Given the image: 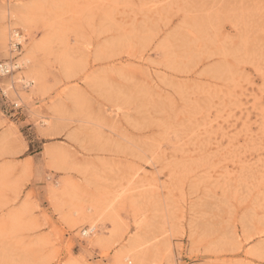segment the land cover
I'll use <instances>...</instances> for the list:
<instances>
[{
  "label": "rangeland",
  "instance_id": "rangeland-1",
  "mask_svg": "<svg viewBox=\"0 0 264 264\" xmlns=\"http://www.w3.org/2000/svg\"><path fill=\"white\" fill-rule=\"evenodd\" d=\"M5 63L0 264H264V0H0Z\"/></svg>",
  "mask_w": 264,
  "mask_h": 264
},
{
  "label": "bare ground",
  "instance_id": "bare-ground-1",
  "mask_svg": "<svg viewBox=\"0 0 264 264\" xmlns=\"http://www.w3.org/2000/svg\"><path fill=\"white\" fill-rule=\"evenodd\" d=\"M14 14V13H13ZM24 15H25V13H23V12H19V13H15L14 14V17L15 18H21V19H23V20H25L24 19ZM22 21V20H21ZM15 23V22H14ZM16 24V23H15ZM12 25V24H11ZM11 25H8V27H7V30L4 32V34H3V36L5 37V40H6V33H7V31L11 28V30H12V27H11ZM10 30V31H11ZM15 32V36L13 35H11L12 36V43H15L16 44V42L17 41H20V42H22L23 41V36H21L19 33H17V31H14ZM14 39L16 40V41H14ZM23 43V42H22ZM30 60H29V58L28 57H23V58H21V61L20 62H25V63H27V62H29ZM9 63V62H8ZM10 66V65H9ZM8 66V67H9ZM20 66V65H19ZM17 67V66H16ZM27 77V76H26ZM25 81V80H24ZM27 83H29V82H27ZM26 83V84H27ZM87 232H88V230H87Z\"/></svg>",
  "mask_w": 264,
  "mask_h": 264
},
{
  "label": "built area",
  "instance_id": "built-area-1",
  "mask_svg": "<svg viewBox=\"0 0 264 264\" xmlns=\"http://www.w3.org/2000/svg\"><path fill=\"white\" fill-rule=\"evenodd\" d=\"M16 44H19V43L16 42ZM16 44H14V45H16ZM0 71H2L3 73L8 72L9 71L8 65L6 63L5 64H0ZM84 234H86L85 231H84Z\"/></svg>",
  "mask_w": 264,
  "mask_h": 264
}]
</instances>
